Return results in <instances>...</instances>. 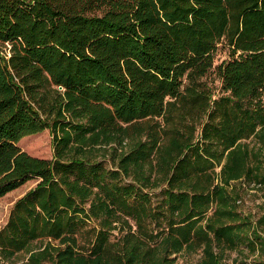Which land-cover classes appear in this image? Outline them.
Listing matches in <instances>:
<instances>
[{
    "label": "trees",
    "instance_id": "trees-1",
    "mask_svg": "<svg viewBox=\"0 0 264 264\" xmlns=\"http://www.w3.org/2000/svg\"><path fill=\"white\" fill-rule=\"evenodd\" d=\"M33 179L0 264H264V0H0V199Z\"/></svg>",
    "mask_w": 264,
    "mask_h": 264
},
{
    "label": "rangeland",
    "instance_id": "rangeland-1",
    "mask_svg": "<svg viewBox=\"0 0 264 264\" xmlns=\"http://www.w3.org/2000/svg\"><path fill=\"white\" fill-rule=\"evenodd\" d=\"M226 58V49L220 47L216 55L217 63ZM19 146L23 151H26L35 157L51 159L54 156L53 136L50 130H45L41 133L22 139ZM37 183V180H29L0 199V230L7 224L11 209L15 203L36 187ZM237 206L245 215L251 216L255 223L258 222L262 217H264V191L253 187L246 188L241 199L237 201ZM259 228L262 230V236L264 237V229L261 227ZM39 246L40 244L35 245L33 249L39 248ZM28 256L29 255L26 253L20 254L17 259L18 264L26 263ZM200 258L201 255L199 253L184 254L179 257V263L192 264L198 262ZM257 258V255H249L247 258L248 264L253 263V261ZM245 259V256H239V253L231 252L229 253L227 262L229 264H242ZM234 260H236V262H234Z\"/></svg>",
    "mask_w": 264,
    "mask_h": 264
}]
</instances>
